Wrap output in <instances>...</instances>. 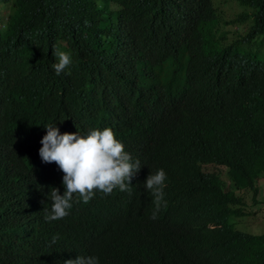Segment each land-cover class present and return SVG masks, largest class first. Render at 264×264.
<instances>
[{
    "label": "clouds",
    "instance_id": "clouds-1",
    "mask_svg": "<svg viewBox=\"0 0 264 264\" xmlns=\"http://www.w3.org/2000/svg\"><path fill=\"white\" fill-rule=\"evenodd\" d=\"M217 2L0 5V88L15 99L0 104V264H99L87 238L112 219L87 225V206L117 194L132 234L118 264H224L175 236L196 219L222 236L259 225L264 166L246 136L264 74L246 87L235 70L264 59V0Z\"/></svg>",
    "mask_w": 264,
    "mask_h": 264
},
{
    "label": "trees",
    "instance_id": "trees-1",
    "mask_svg": "<svg viewBox=\"0 0 264 264\" xmlns=\"http://www.w3.org/2000/svg\"><path fill=\"white\" fill-rule=\"evenodd\" d=\"M1 4H5V0H0ZM10 23L13 25V19ZM256 25L253 34L254 31L256 35L264 34V2L258 12ZM38 66L40 67L41 63ZM235 71L243 85L250 87L264 74V59L259 56L249 58ZM201 94L206 95V93ZM194 103L198 105L199 99L195 97ZM0 104H2V111L15 106L12 85L0 88ZM246 140L255 155L253 164L264 166V120L259 126L249 130ZM229 204V201L218 204L225 217L232 213ZM130 207L131 202L125 196L118 194L106 199H96L87 206V225L106 216L112 219L105 236L98 239L87 238V250L99 258V264H118L122 259L125 243L132 235L126 221ZM190 222L192 226L177 233L175 241L183 240L199 249L216 251L224 264H264V233L244 234L230 228L227 235L222 236L215 230L209 229L206 226L207 222L203 219Z\"/></svg>",
    "mask_w": 264,
    "mask_h": 264
},
{
    "label": "rangeland",
    "instance_id": "rangeland-1",
    "mask_svg": "<svg viewBox=\"0 0 264 264\" xmlns=\"http://www.w3.org/2000/svg\"><path fill=\"white\" fill-rule=\"evenodd\" d=\"M214 2V5L216 8H218V2L217 0H213ZM259 201L262 203V205L256 207V206H253L252 204H250V209L252 211H256V208H257V211H258V218L257 219V223L259 225L257 226H251V227H244L243 229H240L236 226V229L242 231V232H245V233H250V234H254V235H257V234H260V233H264V190L261 191L259 197H258ZM253 218H256V217H253Z\"/></svg>",
    "mask_w": 264,
    "mask_h": 264
},
{
    "label": "bare ground",
    "instance_id": "bare-ground-1",
    "mask_svg": "<svg viewBox=\"0 0 264 264\" xmlns=\"http://www.w3.org/2000/svg\"><path fill=\"white\" fill-rule=\"evenodd\" d=\"M81 234H76V236H80Z\"/></svg>",
    "mask_w": 264,
    "mask_h": 264
}]
</instances>
